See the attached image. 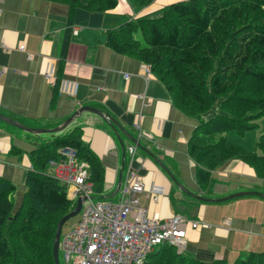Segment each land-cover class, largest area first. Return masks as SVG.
<instances>
[{
	"label": "crops",
	"instance_id": "obj_1",
	"mask_svg": "<svg viewBox=\"0 0 264 264\" xmlns=\"http://www.w3.org/2000/svg\"><path fill=\"white\" fill-rule=\"evenodd\" d=\"M185 1L189 0H155L136 10L131 0H119L114 10L102 13L51 0H0V113L29 128L55 129L79 109L91 107L111 117L143 148L132 161L127 154L134 144L131 138L88 112L56 135L37 136L0 121V177L17 187L14 198L19 205L33 170L30 154L55 136L81 129L82 140L104 171L100 184L91 182L95 200L119 202L132 168L143 179L146 192L141 203L150 217L165 220L183 214L199 223L188 230L187 254L206 264H235L251 253H264V198L199 203L155 158L180 187L207 199L241 192L264 194V179L245 162L232 160L211 172L210 183L200 182L203 168L189 154L199 122L176 107L154 74L144 77V64L107 44L109 32L130 21L158 17L167 7ZM21 45L25 52L19 50ZM218 112L216 107L203 118L208 121ZM138 121L145 139H138L134 128ZM242 137L234 143L254 151L260 138L253 137L252 145L246 146ZM50 172L54 173L51 167ZM152 193L158 194L157 203L151 200ZM195 207L199 213L192 218L189 213Z\"/></svg>",
	"mask_w": 264,
	"mask_h": 264
},
{
	"label": "trees",
	"instance_id": "obj_2",
	"mask_svg": "<svg viewBox=\"0 0 264 264\" xmlns=\"http://www.w3.org/2000/svg\"><path fill=\"white\" fill-rule=\"evenodd\" d=\"M51 1L102 13L114 10L119 2ZM154 1L131 0L136 10ZM107 44L119 54L150 65L176 107L199 122L189 154L203 168L200 182L210 183L211 172L232 160L245 162L264 179V135L254 151L229 142L227 137L254 131L256 119L264 116V0L180 2L158 17L130 21L109 32ZM216 107L217 115L204 120ZM81 132L75 129L55 136L30 154L33 171L19 205L14 198L17 187L0 177V264H56L53 248L57 227L75 204L68 199L66 186L50 172V162L59 158L60 149L70 148L78 162L90 167L91 182L100 184L104 176ZM146 264L206 263L164 246ZM235 264H264V253H251Z\"/></svg>",
	"mask_w": 264,
	"mask_h": 264
},
{
	"label": "built area",
	"instance_id": "obj_3",
	"mask_svg": "<svg viewBox=\"0 0 264 264\" xmlns=\"http://www.w3.org/2000/svg\"><path fill=\"white\" fill-rule=\"evenodd\" d=\"M19 50L25 52L22 45ZM143 75L147 79L153 75L150 65L144 64ZM45 77L54 84L51 74ZM129 78L125 76L126 80ZM134 128L138 139L147 138L140 121ZM127 154L134 161L138 146L130 145ZM76 157L75 150L60 149L59 158L49 164L54 177L66 186L68 199L75 206L80 198L84 199L78 221L60 240L64 264H146L164 246L174 248L178 254L186 252L188 230L197 229L198 222L183 214L165 220L150 217L141 203L146 192L143 179L132 168L128 170L119 202L95 200L90 167ZM151 200L157 203L158 194L152 193Z\"/></svg>",
	"mask_w": 264,
	"mask_h": 264
},
{
	"label": "water",
	"instance_id": "obj_4",
	"mask_svg": "<svg viewBox=\"0 0 264 264\" xmlns=\"http://www.w3.org/2000/svg\"><path fill=\"white\" fill-rule=\"evenodd\" d=\"M85 112L97 115L98 117L107 121L111 125V127L119 129L124 134H126V132L122 129V127L117 122H115L111 117H109L108 115L104 114L103 112H101L97 109L91 108V107H83V108L79 109L71 118H69L65 123H63V125L59 126L58 128H55V129H33V128H29V127H26V126L22 125L21 123L13 120V119H11V118H9V117L1 114V113H0V121L5 123L8 126L16 128L18 130L28 132V133L33 134V135H37V136H40V135H56V134L64 131L65 129H67L75 121V119H77L79 116H81ZM127 136H129V135H127ZM131 140L133 141V143L135 145L138 146L139 149L143 150L142 146L138 142L134 141L132 138H131ZM155 161L160 165V167L165 172H167V174L171 177V179L176 183V185L180 189H182L185 192L186 195H188L192 200L197 201L199 203H204V204L224 203V202L233 200L235 198H239V197H243V196H252V195H256V196H260V197L264 198V194L255 193V192H241V193L233 194L231 196H228V197H225L222 199H215V200L214 199H207V198H204L201 196L194 195L192 193H189L188 191H186L182 187H180V185L176 182L175 178L170 174V172L167 170V168L159 160H157L155 158ZM83 202H84V199L80 198L76 203L75 209L70 214L65 216L60 221V223L58 224L56 235H55L54 248H53L54 259H55L56 264H61L60 263V240H61L62 229H63L64 225L69 220L79 216V214L82 210ZM181 210H182V212H184L183 207L181 208ZM198 213H199V207H195L192 209V211L189 213V215L192 218H195L198 215Z\"/></svg>",
	"mask_w": 264,
	"mask_h": 264
},
{
	"label": "rangeland",
	"instance_id": "obj_5",
	"mask_svg": "<svg viewBox=\"0 0 264 264\" xmlns=\"http://www.w3.org/2000/svg\"><path fill=\"white\" fill-rule=\"evenodd\" d=\"M255 123L257 125V128L254 131L248 132L245 136L242 137V138H244L243 141H244V145H246V146L248 144H251L252 145L253 137H259V138H261L262 137V134H264V116L257 118L256 121H255ZM43 136H46V135H43ZM227 137L229 139L228 141L231 142V143H234V142L236 143L237 142L236 139H239L240 138V136H238L237 134H234V133H230ZM233 138L235 139V141H234ZM254 142H256V141H254ZM256 144L257 143H254L253 144L254 148H256ZM78 219H79V216L78 217H75V218H73L71 220H69L64 225V227L62 229L61 238H63L67 233H69V231L76 224V222L78 221ZM60 262L62 264H64L61 253H60Z\"/></svg>",
	"mask_w": 264,
	"mask_h": 264
}]
</instances>
